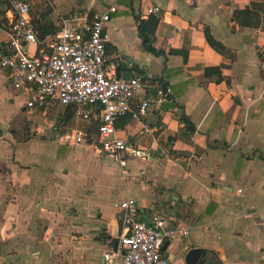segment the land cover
<instances>
[{"label": "crops", "instance_id": "obj_1", "mask_svg": "<svg viewBox=\"0 0 264 264\" xmlns=\"http://www.w3.org/2000/svg\"><path fill=\"white\" fill-rule=\"evenodd\" d=\"M254 3L264 0H33L39 38L58 31L61 16L116 6L109 61L124 78L145 70L167 92L145 116L117 120L118 134L146 156L132 157L124 176L89 142L64 141L74 106L49 101L32 112L0 68V264H103L126 232V198L138 202L140 219L157 213L188 230L163 250L169 264H186L197 247L207 250L205 264H264V20L250 27L239 18ZM155 5L161 10L149 14ZM150 16L159 19L153 45L161 54L140 36ZM144 96L138 91L133 104Z\"/></svg>", "mask_w": 264, "mask_h": 264}, {"label": "built area", "instance_id": "obj_2", "mask_svg": "<svg viewBox=\"0 0 264 264\" xmlns=\"http://www.w3.org/2000/svg\"><path fill=\"white\" fill-rule=\"evenodd\" d=\"M49 5L53 0H44ZM196 5L198 0H182ZM5 14L0 31L9 38L0 40V68L9 71L13 86L22 91L30 109L57 101L74 106L78 120L97 123L96 138L79 129L66 132L64 141L89 142L101 154L113 160L124 176L132 157H146L131 148L120 136L116 122L122 116L143 117L165 99L159 82L145 70L129 78L118 77L117 65L109 61L107 25L116 6L105 12L78 11L60 17V29L53 35L39 38L32 16L33 0H0ZM160 6H149L148 13H158ZM35 46L34 52L29 48ZM131 69L133 64H129ZM145 96L137 105L138 91ZM156 90L158 96L149 94ZM87 138V139H86ZM149 158V156L147 157ZM145 174V170H140ZM136 178L137 175L132 176ZM126 232L120 236L118 250L104 254L103 264H169L163 244L188 230H175L166 219L153 213L139 218V205L133 198L119 203Z\"/></svg>", "mask_w": 264, "mask_h": 264}, {"label": "trees", "instance_id": "obj_3", "mask_svg": "<svg viewBox=\"0 0 264 264\" xmlns=\"http://www.w3.org/2000/svg\"><path fill=\"white\" fill-rule=\"evenodd\" d=\"M262 13H264V4L254 3L251 10H247V11L239 13L241 25L250 26V27L260 26V24L262 23V19H263ZM158 21H159V19L157 17L150 16L148 20L142 21L139 25V32H140V36H141L142 41H143L144 48L153 54L163 53V51L157 50L155 48V46L153 45L154 32H155V28L158 24ZM48 33H49L48 31H44L45 35ZM206 35H207V39H208L209 43L212 46L217 47L221 50H224V52H226L223 44L221 42L215 40L211 36L209 29H206ZM210 72L211 71H207L206 75H209ZM217 80L218 81L223 80V77L221 74ZM178 117H179L180 121H182L183 123L186 124V126H188L189 130L194 129L193 123L190 121L189 117L184 112H180L178 114ZM208 253H213V251L212 252L210 251ZM217 264H223V263L218 260Z\"/></svg>", "mask_w": 264, "mask_h": 264}, {"label": "water", "instance_id": "obj_4", "mask_svg": "<svg viewBox=\"0 0 264 264\" xmlns=\"http://www.w3.org/2000/svg\"><path fill=\"white\" fill-rule=\"evenodd\" d=\"M117 72H118V77H121L119 68L117 69ZM129 77H130V75H129ZM162 88H163V92L166 93L167 92V84L165 82L162 83ZM119 242H120L119 237L113 238V244H114L113 249H114V251L118 250ZM168 245H169V241L166 240L163 244L162 249L166 250ZM206 254H207V250H205L203 248H200V247L191 248L188 250V252L185 255L186 264H205Z\"/></svg>", "mask_w": 264, "mask_h": 264}, {"label": "rangeland", "instance_id": "obj_5", "mask_svg": "<svg viewBox=\"0 0 264 264\" xmlns=\"http://www.w3.org/2000/svg\"><path fill=\"white\" fill-rule=\"evenodd\" d=\"M263 20H264V17H263ZM31 111L33 112L34 108H32ZM52 112H54V111L51 110V115L50 116H52L54 114ZM68 127L70 129H68L67 131H71L73 128H76V129L83 130V131L89 133L90 135L87 137L88 139L89 138H93V139L96 138V135H97V124L96 123H89L87 121H82V120H78L77 118H75V120H73V123L70 126H68Z\"/></svg>", "mask_w": 264, "mask_h": 264}]
</instances>
